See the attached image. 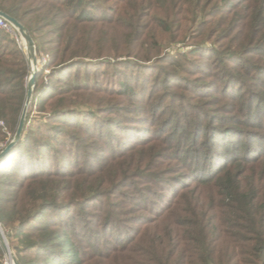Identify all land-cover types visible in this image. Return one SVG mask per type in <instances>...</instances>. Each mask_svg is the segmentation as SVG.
Returning <instances> with one entry per match:
<instances>
[{"label":"trees","instance_id":"1","mask_svg":"<svg viewBox=\"0 0 264 264\" xmlns=\"http://www.w3.org/2000/svg\"><path fill=\"white\" fill-rule=\"evenodd\" d=\"M0 12L41 63L0 160L17 264H264V0H0ZM131 66L152 84L118 77ZM29 75L0 30V152Z\"/></svg>","mask_w":264,"mask_h":264},{"label":"water","instance_id":"2","mask_svg":"<svg viewBox=\"0 0 264 264\" xmlns=\"http://www.w3.org/2000/svg\"><path fill=\"white\" fill-rule=\"evenodd\" d=\"M0 18L7 21L15 29L17 34L20 36L21 40L23 41L28 64H29V70H30V75L26 82V98L23 109L21 111L17 129L13 136V139L9 142V144L5 147V149L2 152H0V160H1L7 154V152L19 141L22 131L24 129L27 110L32 101L35 77L36 74L38 73V61L36 58L34 42L32 41L27 30L16 20L10 18L9 16H7L2 12H0ZM0 245L3 251L5 252L6 256H10L12 260V264H17L16 259L10 254L9 246L1 227H0Z\"/></svg>","mask_w":264,"mask_h":264},{"label":"rangeland","instance_id":"3","mask_svg":"<svg viewBox=\"0 0 264 264\" xmlns=\"http://www.w3.org/2000/svg\"><path fill=\"white\" fill-rule=\"evenodd\" d=\"M19 42H20V44H21V46L23 47V51L25 52V48H24V44H23V41L20 39L19 40ZM171 48H173L174 49V51L175 50H178L180 47L179 46H174V47H168L167 49H166V51L167 52H169L170 50H171ZM172 49V50H173ZM181 50H183V49H181ZM25 54H26V52H25ZM37 58V57H36ZM37 61H38V67H39V65H41V63H40V60L39 59H37ZM132 67V66H131ZM126 68V67H125ZM130 68V67H129ZM30 71V70H29ZM134 72H136L135 74H134ZM150 72H152L151 70H139V69H135L134 67H132V70L131 71H128L127 69H124V73L123 74H121V75H118V77L119 78H123V79H125V81H128L129 83H131V84H136V82L139 80L140 82L142 81V82H145L146 83V85L148 86L149 84L151 85L152 83H150V80L147 78V76L145 75L146 73H148V74H150ZM111 72H109V74L108 75H106L104 78H106L107 80H106V86L107 85H109V86H113L114 84V77H113V74H110ZM146 77V78H145ZM29 78V77H28ZM28 78H27V80H28ZM116 78V77H115ZM117 79V78H116ZM27 80H26V82H27ZM134 80V81H133ZM103 83V82H102ZM116 83V82H115ZM223 103L224 104H228V105H230L231 104V101L230 100H228V99H226V100H224L223 101ZM30 106V105H29ZM29 108V107H28ZM123 139V138H122ZM1 147H2V145H1ZM0 147V148H1ZM114 148H117V147H114ZM2 229V228H1ZM3 231V230H2ZM4 233V232H3ZM4 236H5V234H4ZM1 246V245H0ZM9 250H10V248H9ZM10 254L15 258V256H14V253L10 250ZM1 264H11V262L7 259V256H6V254H5V252L3 251V257H2V259H1Z\"/></svg>","mask_w":264,"mask_h":264},{"label":"built area","instance_id":"4","mask_svg":"<svg viewBox=\"0 0 264 264\" xmlns=\"http://www.w3.org/2000/svg\"><path fill=\"white\" fill-rule=\"evenodd\" d=\"M0 30L8 33L12 36L16 42L20 44L19 40L21 39L20 36L17 34L16 30L4 19L0 18ZM1 124V123H0Z\"/></svg>","mask_w":264,"mask_h":264},{"label":"bare ground","instance_id":"5","mask_svg":"<svg viewBox=\"0 0 264 264\" xmlns=\"http://www.w3.org/2000/svg\"><path fill=\"white\" fill-rule=\"evenodd\" d=\"M7 259L11 262V264H12V260H11V258H10V256H7Z\"/></svg>","mask_w":264,"mask_h":264}]
</instances>
